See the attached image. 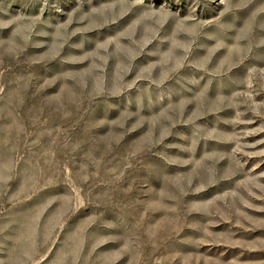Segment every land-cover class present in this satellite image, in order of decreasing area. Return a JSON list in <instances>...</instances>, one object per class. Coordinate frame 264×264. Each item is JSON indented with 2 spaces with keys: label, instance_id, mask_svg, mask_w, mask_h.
<instances>
[{
  "label": "rangeland",
  "instance_id": "1",
  "mask_svg": "<svg viewBox=\"0 0 264 264\" xmlns=\"http://www.w3.org/2000/svg\"><path fill=\"white\" fill-rule=\"evenodd\" d=\"M0 264H264V0H0Z\"/></svg>",
  "mask_w": 264,
  "mask_h": 264
}]
</instances>
